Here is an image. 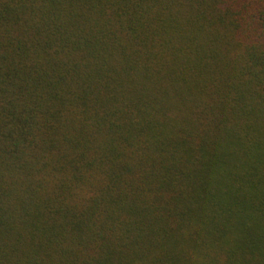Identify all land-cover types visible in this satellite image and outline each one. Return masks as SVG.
<instances>
[{"label": "trees", "instance_id": "16d2710c", "mask_svg": "<svg viewBox=\"0 0 264 264\" xmlns=\"http://www.w3.org/2000/svg\"><path fill=\"white\" fill-rule=\"evenodd\" d=\"M0 264H264V0H0Z\"/></svg>", "mask_w": 264, "mask_h": 264}]
</instances>
